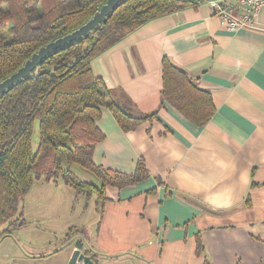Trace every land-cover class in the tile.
I'll return each instance as SVG.
<instances>
[{
  "label": "crops",
  "instance_id": "crops-1",
  "mask_svg": "<svg viewBox=\"0 0 264 264\" xmlns=\"http://www.w3.org/2000/svg\"><path fill=\"white\" fill-rule=\"evenodd\" d=\"M165 61L209 94L204 126L163 101ZM92 69L134 113L157 115L125 133L105 111L95 163L134 174L142 162L148 177L102 201L36 181L25 223L0 231V264H69L77 249L95 264H264V8L254 28L229 32L203 1L149 21Z\"/></svg>",
  "mask_w": 264,
  "mask_h": 264
},
{
  "label": "trees",
  "instance_id": "trees-1",
  "mask_svg": "<svg viewBox=\"0 0 264 264\" xmlns=\"http://www.w3.org/2000/svg\"><path fill=\"white\" fill-rule=\"evenodd\" d=\"M106 1L0 0V83L42 47L85 25ZM203 1L207 0H123L98 29L50 55L0 96V227L10 224L3 235L25 223L20 205L41 179H61L77 196L97 195L98 201L105 200L107 187L123 188L147 179L142 162L134 174H127L94 161L95 150L105 139L99 127L105 111L125 133L153 122L157 115L134 113L131 99L109 90L93 73L92 63L149 21L196 8ZM163 80V101L198 126L211 120L215 108L209 94L199 90L185 71L165 61ZM36 122L40 142L34 152ZM65 165L90 173L100 187L80 180Z\"/></svg>",
  "mask_w": 264,
  "mask_h": 264
},
{
  "label": "water",
  "instance_id": "water-1",
  "mask_svg": "<svg viewBox=\"0 0 264 264\" xmlns=\"http://www.w3.org/2000/svg\"><path fill=\"white\" fill-rule=\"evenodd\" d=\"M122 1L123 0H107L100 10L81 28L42 47L22 68L0 83V96L14 88L16 85L22 83L24 79L28 78L30 74L50 55L81 41L84 37L91 34L92 31L98 29ZM69 264H95V262L82 250L77 249L74 251Z\"/></svg>",
  "mask_w": 264,
  "mask_h": 264
},
{
  "label": "built area",
  "instance_id": "built-area-1",
  "mask_svg": "<svg viewBox=\"0 0 264 264\" xmlns=\"http://www.w3.org/2000/svg\"><path fill=\"white\" fill-rule=\"evenodd\" d=\"M210 6L229 32L254 28L264 0H210Z\"/></svg>",
  "mask_w": 264,
  "mask_h": 264
},
{
  "label": "rangeland",
  "instance_id": "rangeland-1",
  "mask_svg": "<svg viewBox=\"0 0 264 264\" xmlns=\"http://www.w3.org/2000/svg\"><path fill=\"white\" fill-rule=\"evenodd\" d=\"M39 142H40V124L39 122L35 123L34 126V134H33V140H32V147L34 152H36L38 150L39 147ZM65 169H70L80 180L82 181H87V182H91V183H97L95 177H93L90 173L84 171L83 169L79 168L78 166H72L71 168L67 167V165L64 166ZM60 182H63V180L59 179ZM59 195L60 196H64L65 194H68L71 197V193H65V192H61L60 190H58ZM24 200H26L24 198ZM24 200L22 201L21 205H20V210H22V206H24ZM9 225L10 224H3L0 227V231H7V229H9ZM3 232V233H4Z\"/></svg>",
  "mask_w": 264,
  "mask_h": 264
}]
</instances>
